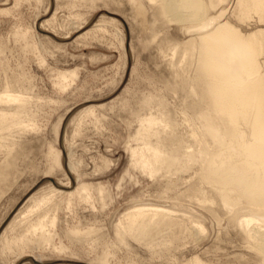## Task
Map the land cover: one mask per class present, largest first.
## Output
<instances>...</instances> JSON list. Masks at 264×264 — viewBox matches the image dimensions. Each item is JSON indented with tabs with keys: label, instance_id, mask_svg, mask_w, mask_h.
<instances>
[{
	"label": "rangeland",
	"instance_id": "obj_1",
	"mask_svg": "<svg viewBox=\"0 0 264 264\" xmlns=\"http://www.w3.org/2000/svg\"><path fill=\"white\" fill-rule=\"evenodd\" d=\"M230 1L227 20L241 33L254 29L256 16L247 21L252 25L242 24L231 14L235 0ZM139 4V0H0V96H19L25 106L17 118L23 129L14 127L5 133L10 137L4 147H16L20 155L8 180L0 184V227L15 209L0 236L32 194L70 190L61 187L66 180L72 189L77 183L92 187L88 202L72 196L69 206L67 194H56L41 212L29 216L28 224L44 211L56 216L54 226L47 227L50 241L43 246L30 249L14 244V239L28 233L26 221L7 229L0 238V250L6 243L8 247L0 251V264H35L32 259L50 264H189L195 257L205 264L259 262L258 254L230 227L225 211L220 216L227 221L220 222L197 204L176 197L195 180L193 168L162 166L149 176L130 162L129 149L141 146L135 139L140 119L153 114L172 121L180 134L188 131L182 97L170 87L173 67L167 66L170 59L178 61V52L172 56L170 50L174 40L188 37L179 30L184 24L165 22L166 28L164 22L150 19L147 3ZM96 23L105 29H93ZM150 23L159 27L155 25L153 31ZM70 71L76 74L71 80ZM61 75L67 83L62 88ZM6 77L16 79L17 85H7ZM17 104L4 111L8 119H14ZM88 106H95L94 112L80 114ZM0 145L1 162L4 147ZM185 149L190 152L194 146L187 144ZM54 150L61 153V168L47 173ZM139 207L170 210L173 217L186 218L181 220L189 230L171 245L160 243L166 234L160 230L150 232L152 247L128 235L120 241L115 225ZM189 221L201 225L204 232L197 235L190 230ZM60 245L66 249H56Z\"/></svg>",
	"mask_w": 264,
	"mask_h": 264
},
{
	"label": "bare ground",
	"instance_id": "obj_2",
	"mask_svg": "<svg viewBox=\"0 0 264 264\" xmlns=\"http://www.w3.org/2000/svg\"><path fill=\"white\" fill-rule=\"evenodd\" d=\"M229 1L139 0V5H149L151 20L184 24L178 28L188 37L182 41L174 40L170 47L172 56L178 52V61L174 63L169 58L170 61L166 60V64L169 68L173 67L170 87L182 97L181 103L185 109L183 121L188 131L185 135L178 133L175 124L161 116L151 114L140 119L135 139L141 141V146L129 147V159L133 167L149 176H155L162 166L181 171L193 168L195 180L192 179L189 185L187 181V188L176 194V197L197 204L220 222V215L225 211L230 227L236 229L238 232L235 233H239L246 245L258 254L257 262L264 264V28H259V25L264 24V0L234 1L231 13L234 19L248 23V20L256 16V27L254 25V29L246 33H241L239 28L227 20L228 16L225 17L226 4ZM109 20L110 23H115L114 19ZM102 23H96L92 26L93 29L103 31L105 28ZM166 23L161 25L165 26ZM150 24L154 31L156 24ZM86 34L88 33H83ZM162 47L160 50H163ZM75 75V71H70V80ZM65 81L66 76L61 75L58 83L60 88L66 86ZM5 83L15 86L17 80L8 77ZM22 101L23 98L16 95L0 96V142L3 147L9 145L6 141L10 136H6V131L14 127L22 128V120L17 119L25 109L21 105ZM14 103H18L14 119H8V114L4 111ZM94 109L95 106H88L80 114L90 112L91 115ZM163 122L165 125H161ZM167 126L169 129H166ZM151 137L156 138L154 144L150 142ZM187 144L193 145L194 150L187 152ZM2 153L4 158L0 162V184L8 180L20 150L10 145L4 147ZM60 156L58 150L53 151V161L47 173L54 168H61ZM69 167L73 169L70 164ZM170 185L168 186L172 189L174 185ZM67 186H70V190L53 188L48 193L39 196L34 193L29 196L8 222L0 238L14 225L25 221L27 223L29 216L41 212L56 194H67L65 203L69 206L72 196L80 202H88L92 197V187L86 183H77L72 189L66 180L61 187L65 189ZM55 207L57 208L56 205ZM147 208L139 207L125 214L123 222L115 225L120 241L128 235L135 241L152 247L154 244L151 246L150 232L160 230L166 231L160 237V243L171 245L182 237L183 232H188L189 229L183 221L185 217L181 218L183 220L175 218L170 210L160 209L161 207ZM55 221L56 216H49L44 211L34 222L32 220L27 223L28 233L24 232L22 236L14 239V244L30 249L43 246L50 241L47 227L54 226ZM189 225L190 230L193 229L197 235L204 232L198 223L189 221ZM5 249H8L7 243L1 246L0 251ZM56 249L63 251L66 247L60 245ZM189 264L205 263L195 257Z\"/></svg>",
	"mask_w": 264,
	"mask_h": 264
},
{
	"label": "water",
	"instance_id": "obj_3",
	"mask_svg": "<svg viewBox=\"0 0 264 264\" xmlns=\"http://www.w3.org/2000/svg\"><path fill=\"white\" fill-rule=\"evenodd\" d=\"M54 40H56V41H60L58 38H56V37H54V36H52V35H50ZM65 123V122H64ZM62 130H63V126H62V129H61V132H60V138L59 139H61V133H62ZM64 166H65V164H64ZM34 189V188H33ZM32 189V190H33ZM31 190V191H32ZM22 201V200H21ZM19 206V205H18ZM17 206V207H18ZM16 207V208H17ZM15 210V209H14ZM14 210H12V212L10 213V215L8 216V217H10L11 215H12V213L14 212ZM8 220V218L6 219V221ZM6 221L3 223V225L0 227V231L2 230V228L4 227V225H5V223H6ZM32 262L33 263H35V264H50V263H44V262H38V261H35V260H33L32 259Z\"/></svg>",
	"mask_w": 264,
	"mask_h": 264
}]
</instances>
